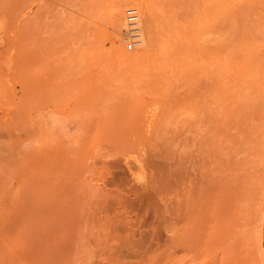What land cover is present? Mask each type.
Instances as JSON below:
<instances>
[{
  "label": "rangeland",
  "instance_id": "374dc122",
  "mask_svg": "<svg viewBox=\"0 0 264 264\" xmlns=\"http://www.w3.org/2000/svg\"><path fill=\"white\" fill-rule=\"evenodd\" d=\"M70 6L54 12L69 37L65 89L57 78L44 94L22 91L0 124V264H233L236 249L241 264H264V0ZM129 6L146 37L131 51ZM213 79L226 96L205 87ZM204 176L239 210L231 252L215 227L199 250L187 235Z\"/></svg>",
  "mask_w": 264,
  "mask_h": 264
},
{
  "label": "bare ground",
  "instance_id": "6f19581e",
  "mask_svg": "<svg viewBox=\"0 0 264 264\" xmlns=\"http://www.w3.org/2000/svg\"><path fill=\"white\" fill-rule=\"evenodd\" d=\"M72 1L73 0H0V124L7 123L9 121L6 118V109L8 107H10L9 104H11L12 106L13 105L15 106V103H11V102L14 101L21 94L22 91L39 92V93L42 92V94H44L43 93L44 91L47 92V90H49V91L51 90L52 86L55 85V79H57V78L62 79V82H63L62 88L65 85H67L66 83L68 80V75L70 73L69 72V65H68L69 64L68 63L69 58H68V53L66 50L67 48H65V45L67 43L65 45H63L64 42H62V41H64V38L65 39L69 38L67 36L65 37V35L68 34V33H66L68 30L65 32V30L67 28L65 25L66 20L63 22V20H62L63 18L60 17L61 19H59V20L60 21L62 20V22H58L57 19L55 18L54 12H57V8L59 6H65L66 4H69V6H70V4H72ZM143 9L147 15L146 16L147 20L145 19L146 22H150L151 21L150 8L146 7V9L145 8H143ZM125 10H124V13H125ZM113 13H114V10H113ZM171 13H173V10L169 14L171 15ZM140 14H141V11H140ZM52 16H54L56 21L50 20V18ZM119 18H121V16H119ZM174 19H171V20H174ZM118 20H121V19H118ZM142 20H144L143 17H142ZM176 20H174V21L177 23L178 20L177 21ZM111 21H112L111 22L112 35H113V37H116L118 34V30H119L118 29L119 28L118 27V21L116 20V18L112 19ZM174 21H173V23L176 24ZM141 22L142 21L140 20V26H141ZM166 23H167V21H166ZM179 24H181V23H179ZM124 26H125V23H124V17H123V28H124ZM171 30H172V28H171ZM181 30L183 31L184 28ZM141 31H142V26H141ZM178 31H179V29L177 30V32ZM172 32H174V31L172 30ZM143 38H144V42H145V40H146L145 33L143 35V32H142V43L140 46L144 45ZM66 41H68V40H66ZM137 47H139V46H137ZM162 51L163 50H161V52ZM169 52H170V50H169ZM169 52H168V54H169ZM176 54L177 53H174V55H172V56H168V55L167 56L170 57L171 60H174ZM177 61H179V60H177ZM214 80L215 79H213V81ZM211 82H212V80L210 79V83ZM210 83H208V80H207L205 87L206 88L209 87L211 89L210 86H212L213 90L216 89V91H218L217 88H220L219 85H217L218 87L216 86V83L218 84V82L215 83V81H214V86L210 85ZM207 85H208V87H207ZM220 85L222 86L221 88L223 91H221V88L219 89V91L223 92V94L226 96L227 94H226V90H225L224 86L222 84H220ZM214 87H216V88L214 89ZM63 89H65V88H63ZM63 89H62V91H63ZM210 89H208V90L210 91ZM213 90L210 91L211 92L210 94H212V95L214 92H216V91L213 92ZM224 91H225V93H224ZM217 94H219V93H217ZM217 94L215 96V93H214V96L216 97V99H218ZM209 95H208V98L211 96L213 99L214 96H212V95L209 96ZM221 95H222V93H221ZM211 97H210V99H211ZM216 99H214V100H216ZM206 100H208V99L206 98ZM214 102H215V104H212L213 106L211 105L210 107L214 108V105H216V103L218 101L217 102L214 101ZM206 103L208 104L209 102L206 101ZM221 103H222V101H221ZM221 103H219L220 108H221V106H220ZM222 104L224 106L225 103H222ZM226 105L227 104H225L224 108L226 107ZM217 106L218 105H216V107ZM11 108L15 109L16 107H11ZM217 108H215V109L218 111L219 108L218 109ZM206 109L207 108H205V111L204 110L203 111L206 112ZM215 109H214V111H215ZM204 112H203V114L205 115ZM207 113L209 114L211 112H209L207 110ZM211 114L212 115L209 114L210 116H212V118L211 117L210 118L213 119V115H216L217 113L214 114V112H213ZM216 119H217V117H216ZM204 120L206 121V119H204ZM208 121H209V119L206 122H208ZM213 121H215V120H213ZM221 121L222 120H220V122ZM223 121H222V123H223ZM226 122H227V120L225 121V123ZM222 123H220V124H222ZM228 124L229 123L225 124L226 127L224 126L226 129L228 127L227 126ZM211 126H213L212 128L216 127L215 124L211 125ZM218 126H219V128L222 127L221 125H218ZM226 129L224 131H226ZM225 135H227V134L225 133ZM224 160H226V157ZM226 171H227V169H226ZM224 174H225V172H224ZM208 176L211 177L210 175H208ZM201 177H203V175ZM204 177L205 178L200 179L198 181V183H204V184H200L199 186L205 185V188L207 190L205 188H204V190H206L208 192L205 193L204 195L202 194L201 196H196V193H195V195L192 194L195 196L194 200H196V201H194V200H192V198L190 199V197H188L190 199V200H188L189 204L191 203V200H192V203L196 202V211H195V209H190V212L192 210H193V212L194 211L195 212L191 214L192 217H190V223H189L190 226L188 227L189 229H187V231H186L187 233L188 232H190V233H188L187 235H189V234L191 235V237H192L191 239H193L192 242L195 244L194 246L197 247V246H199L198 244L200 243V237L202 236V234L206 228V225L211 226V227H215L216 234L218 235L217 238H221V237L225 236L226 240H223V238H222V240L224 241L223 243H226V244L229 243L228 246L225 248V250L227 253L231 252L230 250L234 249L237 241L232 242L230 237H229L230 240L227 241L228 240V233L231 230L230 228H231V225L233 222L232 216L234 215V217H236V214H237V212H239V210L237 212L232 210L233 206L237 209V205H233V206L231 205L232 198H231V194L229 192L230 190H229V188L227 189V186L225 185L224 182H223L224 185L218 184V183H217L218 184L217 185L216 181L213 182V181L207 179L206 176H204ZM222 177H224V176H222ZM212 178H210V179H212ZM198 179L199 178H197L196 180H198ZM194 180H195V178H194ZM194 180H192V181H194ZM222 180H223V178H222ZM195 182L196 181L191 182V183L195 184ZM195 186H196L195 188L198 187L197 183L195 184ZM200 188L201 187H199V189ZM191 189H192V193H194L195 192L194 187H191ZM201 190H203V189H201ZM202 192L204 193V191H202ZM192 195H191V197H192ZM189 196H190V194H189ZM250 197L251 196L249 194V198ZM192 205H195V204H191V208H192ZM189 215H190V213H189ZM186 228H187V226H186ZM208 230H210V229H208ZM209 237H210V234H209ZM205 240H208V239H205ZM230 241H231V243H230ZM210 243H212V242H210ZM232 243H234L235 245ZM201 244H203V243H201ZM218 244H222V243L219 242ZM215 245H217V244H215ZM218 246H220V245H218ZM214 247H216V246H214ZM197 249H198V247H197ZM237 250L238 249H236V254H235V252H233L235 254V261H234V258H233V261L231 258V262H233V264H241L242 260L240 258H237V257L241 256L245 253L243 250H240L237 253ZM195 252L197 253V250ZM228 256H229V254H228ZM232 256L234 257L233 254H232ZM224 258H225V256H224ZM224 258L222 257V260H224ZM226 258H229V257H226ZM222 260H221V262H222ZM225 263H226V259H225Z\"/></svg>",
  "mask_w": 264,
  "mask_h": 264
},
{
  "label": "built area",
  "instance_id": "2783aa9c",
  "mask_svg": "<svg viewBox=\"0 0 264 264\" xmlns=\"http://www.w3.org/2000/svg\"><path fill=\"white\" fill-rule=\"evenodd\" d=\"M141 14L136 6H130L125 10L124 23L122 31V42L125 49L131 51L142 43V31L140 26Z\"/></svg>",
  "mask_w": 264,
  "mask_h": 264
}]
</instances>
